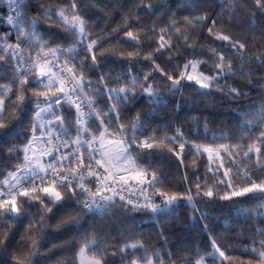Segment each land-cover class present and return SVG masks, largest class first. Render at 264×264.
Listing matches in <instances>:
<instances>
[{
  "label": "snow or ice",
  "instance_id": "1",
  "mask_svg": "<svg viewBox=\"0 0 264 264\" xmlns=\"http://www.w3.org/2000/svg\"><path fill=\"white\" fill-rule=\"evenodd\" d=\"M29 7L30 0H7V15L0 13V23L11 29L0 33V62L12 73L0 78V129L23 123L30 113L26 143L7 147L14 167L0 171V252H11L12 264H34L54 209L71 208L58 221L59 229L120 207L151 214L164 240L160 249L151 250L142 233L108 244L92 231L46 251L67 247L74 252L57 264H108L109 259L113 264H232L242 247L243 255L264 264V83L253 82L254 69H264V48L250 55L247 34L235 39L233 31L247 21L254 40L257 27L264 36V0H220V11L210 20L206 13L185 16L183 23L173 18L159 28L142 23L140 10L152 13L153 5L139 0L104 35L95 34L78 0H57L55 7L40 4L34 16ZM41 22L64 33L62 42L53 46ZM205 23L207 36L202 38L197 28ZM116 45L121 46L119 58L128 60V74L118 75L117 86L109 87L111 73L100 71V56L115 53ZM188 49L191 58L181 64L179 52ZM166 53L165 64L176 61L171 71L157 59ZM210 62L211 71H206L204 65ZM145 66L148 71L141 77L139 70ZM90 71L100 72L96 80ZM237 81H246V89ZM188 88L198 96L215 99L218 94L221 102L232 103L247 102L255 90L259 100L234 109L235 123L227 132L213 131L207 120L201 131L198 117L188 132L183 127H153L149 116L164 102L163 92ZM138 96L153 105L151 112L131 114L129 103ZM99 97H106L107 108L100 106ZM9 110L12 120L6 123ZM172 158L177 170H183L181 184L163 178L157 164ZM205 159V171L197 175ZM191 176L196 177L194 183ZM216 201L243 205L236 213L256 224L248 229V243L227 238L221 243L205 224L206 252L198 249L178 258L168 251L164 225L157 217L183 202L191 220L203 221L210 215L207 206L217 207ZM24 217H29L28 225L12 248L14 226Z\"/></svg>",
  "mask_w": 264,
  "mask_h": 264
},
{
  "label": "trees",
  "instance_id": "2",
  "mask_svg": "<svg viewBox=\"0 0 264 264\" xmlns=\"http://www.w3.org/2000/svg\"><path fill=\"white\" fill-rule=\"evenodd\" d=\"M56 2L57 0H30L28 11L34 16L40 4L55 7ZM64 2L66 3L67 0H64ZM78 2L90 25L95 29V34L104 35L117 27L122 22L124 14L129 9H132L135 3H139V0H95L94 4L92 0H78ZM145 2L147 3L149 0H145ZM150 2L153 5L152 13H147L143 9L140 10L142 23L149 27L153 23H155L157 28L163 27L173 18L183 23V17L185 16H195L205 13L209 16L210 20L220 11V0H150ZM225 19H227V16H225ZM40 27L45 28L50 33V37L46 38H50L53 46L62 42L64 33L56 28H46L42 22ZM206 29L207 23L197 28L202 38L207 36ZM233 31L235 39L243 40L245 34H247L248 52L250 55L258 54L259 50L264 48V36L261 35L259 27L255 30V40L253 39V33L248 29L247 21H244L239 27H235ZM120 38H122V33L120 37H116V39ZM201 42H204L203 39ZM253 44H255V47ZM105 47H108L107 44ZM120 48V45H116L115 53L109 52L100 56L102 61L100 71L111 73V79L108 81L109 87L117 86L115 81L118 75L128 74V70L125 67L128 60L126 58H119ZM131 50V48H126V51ZM145 50H149L147 45ZM196 51L197 55H199L200 49L198 47ZM191 52L192 49L179 52V62L182 64L185 59L191 58ZM168 55L169 53H166L157 59L162 64H165ZM175 64L176 61H173L170 64H165V66L171 71L175 68ZM204 69L211 71V62L204 65ZM139 71L140 76L143 77L144 72L148 71V67L145 66ZM11 74V69L8 65L0 62V78L11 76ZM89 74L93 80H96L100 72L90 71ZM253 82L264 83V69H254ZM237 84L241 90L246 89V81H237ZM159 86L163 89V85ZM12 98L14 100L15 96ZM163 98L164 102L155 106L156 111L154 115L149 116L153 127H183L185 132H188L193 128V117H198L201 131L203 130L204 121L207 120L213 131L223 129L227 132L235 123L236 118L233 110L236 108L244 109L248 103L258 101L259 93L253 90L247 102L239 103L221 102L218 94L215 99L211 96H198L190 88L185 89L183 93H168L164 91ZM98 99L101 107H108L106 97H99ZM178 104L179 109H177ZM128 107L131 108L132 115H135L136 112H141L143 115L151 112L153 105L149 104L145 98L138 96L134 104L130 102ZM127 110L126 108L125 111ZM4 115L6 123L12 120L10 110ZM29 117L30 113L24 116L23 123L16 121L9 124L7 128L0 129V171L6 173L9 168L14 167L15 160L8 157L7 147L13 143L17 145L25 143L28 136L25 128L28 126ZM209 136H211V133H209ZM191 159V156H189V165H191ZM206 163L205 159L197 175H203ZM157 164L161 168L163 178L175 180L176 184L182 183L183 170H177L174 158L171 161L165 159L163 163L157 161ZM191 180L194 183L196 177L191 176ZM216 204L217 207L215 208L207 206V211L210 215L208 219L203 221L199 220V217L195 221L191 220L190 216L192 213L183 202H181V206L177 207L174 212L158 216L157 221L164 225L163 233L164 239H166V249L176 254L178 258L195 252L198 249L201 253L206 252L208 250V235L203 231L205 224L209 226V230L214 236L220 237L221 243H224L225 238H227L228 242H239L241 245L247 244L248 236L250 235L248 229L250 226L255 227L256 224L251 220L246 221L245 216L236 213V209L243 207V205H228L227 202L220 201H216ZM201 207L205 206L201 205ZM70 210V207H65L60 211L54 209L53 213L49 214L52 217L49 221L51 227L45 230L46 239L43 242L41 253L33 258L34 264H57L62 256L74 255V252H68L67 247L56 248L51 252H47L46 250L52 248L53 245H59L62 242L72 240L73 237L82 236L85 232H97L99 239L102 242L106 241L108 244L114 241L123 243L126 238L135 239L142 233L143 238L148 245L152 246L151 250L153 251L160 249L161 243H164V240L158 235L161 229L157 227V222L152 219L151 214L126 211L123 208L117 207L102 217L90 214L82 221L81 225L57 229L56 225L58 221ZM31 211L34 212L35 209ZM28 221L29 217H24L22 221L17 222L14 226L13 236L10 241L12 248H15L21 240ZM241 232L244 233L243 236L240 235ZM78 246L76 245L75 247L78 249ZM107 250L109 253L112 252L111 247H108ZM242 253V247L236 250L235 255L239 259L232 262V264H257L255 260L249 259L247 255H243ZM0 264H12L11 252L7 255L0 252ZM108 264H113V261L109 259Z\"/></svg>",
  "mask_w": 264,
  "mask_h": 264
},
{
  "label": "built area",
  "instance_id": "3",
  "mask_svg": "<svg viewBox=\"0 0 264 264\" xmlns=\"http://www.w3.org/2000/svg\"><path fill=\"white\" fill-rule=\"evenodd\" d=\"M0 13H2L4 15H7V0H0ZM10 30H11L10 29V26H8L7 24H4V23H0V33L8 32ZM14 40H15V33L13 32V34H12V41H14ZM73 114H74V112H73ZM29 135L30 134L28 132L27 138L29 137ZM26 141H27V139H26ZM26 141H25V143H26ZM157 202H159V201H157ZM116 208L117 207L113 208L110 212H112ZM96 216L101 217L100 215H96Z\"/></svg>",
  "mask_w": 264,
  "mask_h": 264
}]
</instances>
